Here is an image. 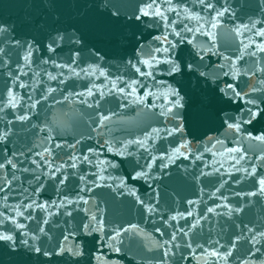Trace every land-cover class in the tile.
I'll use <instances>...</instances> for the list:
<instances>
[{
    "label": "water",
    "instance_id": "1",
    "mask_svg": "<svg viewBox=\"0 0 264 264\" xmlns=\"http://www.w3.org/2000/svg\"><path fill=\"white\" fill-rule=\"evenodd\" d=\"M0 28V264H264V0H0Z\"/></svg>",
    "mask_w": 264,
    "mask_h": 264
},
{
    "label": "snow or ice",
    "instance_id": "2",
    "mask_svg": "<svg viewBox=\"0 0 264 264\" xmlns=\"http://www.w3.org/2000/svg\"><path fill=\"white\" fill-rule=\"evenodd\" d=\"M145 15H147L148 13H144ZM0 31H4L3 28H0ZM261 35H264V33H261ZM50 48H51V45H50ZM139 71V69H137ZM143 75V73H142ZM229 87H231V85H229ZM176 104L177 106L179 105V100L176 101ZM253 118H255V116H253ZM229 128H233V127H236V128H239V125H233V124H229L228 125ZM257 139H264V137H257ZM261 184H264V180L261 181ZM264 190V189H262ZM209 211H212L211 209H209ZM0 240H5V241H11L12 240V237L11 236H0Z\"/></svg>",
    "mask_w": 264,
    "mask_h": 264
}]
</instances>
